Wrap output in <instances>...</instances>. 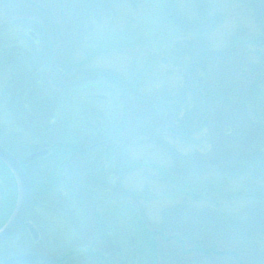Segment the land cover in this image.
Listing matches in <instances>:
<instances>
[{"label": "trees", "instance_id": "obj_1", "mask_svg": "<svg viewBox=\"0 0 264 264\" xmlns=\"http://www.w3.org/2000/svg\"><path fill=\"white\" fill-rule=\"evenodd\" d=\"M123 1L136 6L142 0H0V33L21 23L31 29L26 37L34 38L36 46L43 44L31 60L17 56L12 62L5 50L1 55L8 57L14 78L1 99L7 106L0 110V119L7 117L9 122H3L4 118L0 121V144L20 160L38 150L49 151L25 166L33 188L32 205L42 203L56 212L68 207L69 210L63 209L67 213L72 203L95 208L93 194L97 189L103 190L108 180L109 184L116 179L121 187V169L125 170L128 165L123 149L133 137L145 132L168 150L175 176L187 180L200 178L209 165H220L230 169L233 175L246 176L245 188L252 199L242 217L217 208L197 210L183 203L166 210L153 229L148 230L144 222L145 232L155 233L161 239L153 242L156 264H193L200 256L216 258L226 264H264V248L259 245L260 239H264V111L252 103L259 100L264 59L260 65H245L234 47L230 48L231 52H212L204 43L207 39L198 36L186 43L184 51L192 62L187 82L179 90L159 96L142 94L137 88L138 81L126 80L130 92L133 91L126 106L131 108L137 103L132 123L127 120L130 131L125 132L127 127L122 122L115 132L100 136L94 134L89 124L72 128L60 117L57 103H63L65 94L60 100L61 93L55 92L52 84L64 76L68 78L67 83L76 78L72 73L77 65L68 54L71 56L73 49L84 43L93 22L110 15ZM239 1L264 33V0ZM168 5L167 2L165 11L170 14L172 10ZM183 15L177 17L182 20L180 27L185 29L190 22L184 21L187 15ZM207 60L225 62L232 67L215 62L216 66L206 68L208 81H202L196 71ZM75 94L74 90L70 97ZM194 133L210 136V149L207 146L204 147L207 150L197 149L185 154L163 140L166 134L185 139ZM115 156L116 161H111L113 170H104L105 157L110 161V157L114 160ZM126 195L129 200L136 196L130 192ZM17 197L15 178L0 161V228L13 213ZM66 217L71 218L68 214ZM27 221H35L32 209ZM95 225L89 242L83 247L91 252L96 250V255L80 257L79 264L106 263L109 258L107 260L103 254L115 249L110 240L107 241L108 236L102 237L105 232L97 235L102 227ZM39 250L40 244L23 225L0 246V264L20 254L35 251L40 254ZM120 257L112 263L120 264ZM34 264L43 263L38 260Z\"/></svg>", "mask_w": 264, "mask_h": 264}, {"label": "rangeland", "instance_id": "obj_2", "mask_svg": "<svg viewBox=\"0 0 264 264\" xmlns=\"http://www.w3.org/2000/svg\"><path fill=\"white\" fill-rule=\"evenodd\" d=\"M167 2L172 10L170 14L165 11ZM183 14L187 15L184 21L190 22L185 29L180 27L182 20L177 17H184ZM23 26L17 23L5 31L7 33H0L1 111L7 106L3 104L2 96L14 78L9 59L1 56L2 52L8 51L12 62L17 56L31 60L43 46H36L34 38L26 37L31 29ZM198 36L207 39L204 43L212 52H231L230 48L234 47L245 65H260L264 59V33L239 0H142L136 6L123 1L110 15L93 22L84 43L77 45L71 56L68 54L77 65L72 73L76 78L67 83L68 78L64 76L52 84L55 92L61 93L60 100L65 94L63 103H57L60 117L72 128L89 124L94 128V134L100 136L113 133L122 122L127 127L125 132L130 131L127 120L132 123L133 108H137V103L135 105L133 101L131 108L126 106L133 92L127 87L126 80L138 81L137 88L142 94L159 96L173 89L179 90L187 82L192 62L184 51L186 43ZM215 62L221 63L207 60L201 68L197 67V76L202 81H208L206 68L216 66ZM221 64L232 67L225 62ZM74 90L77 94L71 98L70 93ZM255 102L252 101L254 107L264 111V78L259 84L258 103ZM3 122H9L8 118L5 117ZM153 137L140 132L123 149L128 165L125 170L121 169V187L116 179L109 184L108 180L105 186L101 184L103 190L97 189L93 194L98 210L72 203L67 213L63 209L69 210L68 207L56 212L42 203L32 205L33 221L37 222L35 225L38 224L41 233L37 243L42 248L43 243L46 245L48 255L53 258L51 261L54 262L60 250L85 251L83 245L89 242L94 226L98 224L102 230L97 235L105 232L102 237L108 236L107 241L115 247L104 252L111 264L119 256L120 264H156L153 242L161 239L155 233H146L144 222L148 230L153 229L161 222L166 210L183 203L197 210L217 208L237 217L244 215L245 209L252 204L245 188L246 176L233 175L230 169L220 165H209L200 178L189 177L187 180L175 176L168 150ZM163 140L185 154L211 147L210 136H203V133H194L185 139L166 134ZM115 158L110 157L109 161L105 157L104 170H113L111 161L115 162ZM126 192L135 194V198L129 200ZM259 245L264 248L263 238ZM192 263L226 264L204 256Z\"/></svg>", "mask_w": 264, "mask_h": 264}, {"label": "water", "instance_id": "obj_3", "mask_svg": "<svg viewBox=\"0 0 264 264\" xmlns=\"http://www.w3.org/2000/svg\"><path fill=\"white\" fill-rule=\"evenodd\" d=\"M48 152V149L38 150L20 160L0 144V161H2L12 172L18 189L15 209L8 221L0 228V245L16 233V231L26 221L30 213L33 201V190L31 179L25 169V166L46 156ZM28 227L33 237L37 240L38 233L35 228L31 224H29ZM35 260V256L25 255L11 258L7 260L5 264H23L25 262H34Z\"/></svg>", "mask_w": 264, "mask_h": 264}, {"label": "flooded vegetation", "instance_id": "obj_4", "mask_svg": "<svg viewBox=\"0 0 264 264\" xmlns=\"http://www.w3.org/2000/svg\"><path fill=\"white\" fill-rule=\"evenodd\" d=\"M84 248L86 249L85 251L84 250H81V251L77 250L76 251V250H73V249H71L70 251H67L70 248L64 249V250H60L59 253H58V257L54 260V262L51 261L52 256L48 255L49 251L46 248V245L44 243H43V248L40 246V250H39L40 254H37L38 253L37 251H35V254L37 255L38 260L42 261L41 263H43V264H79L78 259L80 257L88 256V258H90V257H94V255H96L95 252H94L95 250L91 252V251L88 250L87 247H84ZM93 249H95V248H93ZM25 254L29 255L28 253H25ZM79 254H81V256H79ZM82 254H84V255H82ZM20 255H23V254H20ZM104 255H106V254H104ZM105 258L107 259L109 257L105 256ZM92 259L93 258H91V260ZM52 260H53V258H52ZM3 264H5V262H3ZM100 264H111V262L108 261L106 263H100Z\"/></svg>", "mask_w": 264, "mask_h": 264}]
</instances>
